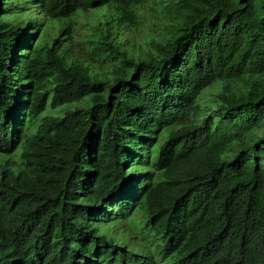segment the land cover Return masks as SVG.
Listing matches in <instances>:
<instances>
[{
	"label": "trees",
	"instance_id": "trees-1",
	"mask_svg": "<svg viewBox=\"0 0 264 264\" xmlns=\"http://www.w3.org/2000/svg\"><path fill=\"white\" fill-rule=\"evenodd\" d=\"M161 1L0 0V264H264V0Z\"/></svg>",
	"mask_w": 264,
	"mask_h": 264
},
{
	"label": "rangeland",
	"instance_id": "rangeland-1",
	"mask_svg": "<svg viewBox=\"0 0 264 264\" xmlns=\"http://www.w3.org/2000/svg\"><path fill=\"white\" fill-rule=\"evenodd\" d=\"M93 13L94 12L83 14L82 17L76 19V23L72 25L70 36L67 33L62 34L59 38V41L56 43V47H61L64 44H66V41H70V40L71 41L67 43L68 46L73 44L74 47V44H77L80 40L84 38V36L89 35V31L85 27V24L87 21L92 20ZM152 21L154 20L151 19V22L149 21L147 23V26L148 25L150 26V24L152 26ZM58 30H59V26L56 23L54 22L48 23L46 21L40 28L38 35L36 36V40L38 41L41 38V41H45V40L51 41L55 37V33ZM130 38H132V36L130 33H128V31L123 33L124 40H128Z\"/></svg>",
	"mask_w": 264,
	"mask_h": 264
},
{
	"label": "clouds",
	"instance_id": "clouds-1",
	"mask_svg": "<svg viewBox=\"0 0 264 264\" xmlns=\"http://www.w3.org/2000/svg\"><path fill=\"white\" fill-rule=\"evenodd\" d=\"M158 3H159V6L161 5V3H162V1L161 0H158ZM33 7H37L35 4H30V5H27L25 8L26 9H29V8H32V13H35L36 12V9L35 8H33ZM92 12H94L93 13V16H94V14L97 12V11H92ZM36 16H35V14L33 15V18H35ZM45 21V20H44ZM43 20L40 22V27H39V30H40V28L42 27V25L44 24L43 22H44ZM27 28V25L26 26H24V27H22V28H20L22 31L21 32H19L18 33V35H17V37H14V39H18L19 38V36L20 35H22L24 32V30ZM39 30L38 31H32V32H30V35H33V38H32V45L30 46V47H28V48H25V50H24V52H25V54L26 53H31L32 51H33V49H36L37 47H39V48H41V47H43L44 45H45V41H41V38L37 41L36 40V36L38 35V32H39ZM122 38H123V36H122ZM37 46V47H36ZM11 51V49L9 48V52ZM23 78H25V76L24 75H19V74H16V75H14V77H13V81H10L9 82V85L7 86L8 88H9V93H10V95L12 96V97H16V95H17V93L19 92V91H21V89H26L27 87H29V82H27V80L26 81H21V79H23ZM129 147V146H128Z\"/></svg>",
	"mask_w": 264,
	"mask_h": 264
}]
</instances>
